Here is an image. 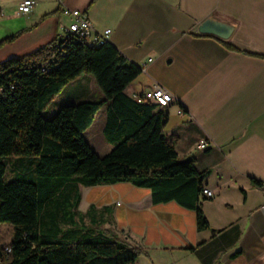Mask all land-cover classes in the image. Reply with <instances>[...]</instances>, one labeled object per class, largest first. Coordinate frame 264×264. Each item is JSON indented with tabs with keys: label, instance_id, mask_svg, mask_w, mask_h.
Instances as JSON below:
<instances>
[{
	"label": "crops",
	"instance_id": "1",
	"mask_svg": "<svg viewBox=\"0 0 264 264\" xmlns=\"http://www.w3.org/2000/svg\"><path fill=\"white\" fill-rule=\"evenodd\" d=\"M23 1L0 0V30ZM35 1L26 22L12 28L37 27L0 49L2 60L59 38L71 21L63 8L87 14L97 32L110 30L108 42L142 68L127 96L134 100L157 84L174 96L164 109V134L180 158H194L198 171L210 172L204 186L215 194L202 203L211 229L198 231L193 210L175 201L154 204L150 189L130 182L80 185L78 211L94 208L85 225L106 221L101 228L144 249L150 258L135 264H264V193L251 183L252 177L264 182V58L231 51L198 31L209 18L230 23L228 42L264 56V0H53L49 11L43 9L49 0ZM64 93L68 105L104 98L91 76L72 81L58 97ZM201 141L208 142L204 150Z\"/></svg>",
	"mask_w": 264,
	"mask_h": 264
},
{
	"label": "trees",
	"instance_id": "2",
	"mask_svg": "<svg viewBox=\"0 0 264 264\" xmlns=\"http://www.w3.org/2000/svg\"><path fill=\"white\" fill-rule=\"evenodd\" d=\"M35 27L0 39V49ZM199 36L264 58L216 36ZM141 73L109 42L94 46L57 38L0 63V224L13 227L9 248L0 250L1 264H135L141 257L149 259L144 249L101 228L106 221L85 225L94 208L78 211L80 185L130 182L150 189L154 204L175 201L193 210L198 231L211 229L202 208L210 172L198 171L194 158L178 156L175 142L163 131L164 109L137 104L125 93ZM81 76L93 77L104 98L64 105L46 117L55 98ZM104 106L103 135L112 149L99 156L84 133ZM9 157L19 160L11 164ZM251 183L264 193L262 180L252 177Z\"/></svg>",
	"mask_w": 264,
	"mask_h": 264
},
{
	"label": "built area",
	"instance_id": "3",
	"mask_svg": "<svg viewBox=\"0 0 264 264\" xmlns=\"http://www.w3.org/2000/svg\"><path fill=\"white\" fill-rule=\"evenodd\" d=\"M36 5L35 0H24L18 6V11L22 15L30 14L33 8ZM62 14L66 17L71 18V21L68 26L63 27L62 35L60 36L63 41L68 40H81L86 42L89 45L102 46L108 42V38L111 34L110 30H105L102 33H99L95 30L92 21L87 14L79 10H71L68 8H63ZM153 60H148V64ZM147 65V64H146ZM140 96V99L146 104H152L157 106L159 109H165L164 100H173L174 96L166 90L163 86L157 84L151 89L145 91L142 94H136ZM180 114L183 113L182 110L179 111ZM208 147L207 141H201L198 145L199 149H206ZM202 196L208 199L215 197V194L212 190L205 188L203 190Z\"/></svg>",
	"mask_w": 264,
	"mask_h": 264
},
{
	"label": "rangeland",
	"instance_id": "4",
	"mask_svg": "<svg viewBox=\"0 0 264 264\" xmlns=\"http://www.w3.org/2000/svg\"><path fill=\"white\" fill-rule=\"evenodd\" d=\"M53 2H54L53 0H49V1L44 2L43 3V6H44L43 9L49 11V9H51V7H53V5H54ZM12 12L14 13V10H12ZM26 16L27 15H20V14L19 15H16V14L13 15L12 17L14 20H11L10 24H7V26H5L4 28H2V30H0V39H3L4 37H6L7 35H9L11 33H14L16 31V29H18V28H16L14 30V28H12V26L13 25H18V26L23 25V23L26 22ZM67 22L68 21L66 19L63 24H67ZM2 56H3V54L0 56V63L6 61L8 59L18 57L19 55L10 54L4 60H2L3 59V58H1ZM83 77H85V76H83ZM64 94H66V93H64ZM67 94H66V96H67ZM62 98L63 97H58L57 99H55L52 102V104L48 107V109L44 113V115L46 117L51 118L62 107L61 105H68L67 103H71V102H69L68 96L64 97V99H62ZM105 120H106V108H102L98 112V114L96 115L95 121L92 124V126L85 132V135L87 136V139H88V143L90 144V146L94 150V152H96L99 156L106 155L112 149V146L107 144V142L104 139V135H103V128H104ZM7 160L13 161L14 157H9V158H7ZM9 169H10V165L7 166V170H8L7 172H9ZM7 181H9V180L7 179ZM83 195H84V199L86 201V198L88 196V192L84 191ZM84 206H86L85 203H83V207ZM12 238H13V227H12V225H10L9 223H1L0 224V250H6L7 248H9Z\"/></svg>",
	"mask_w": 264,
	"mask_h": 264
},
{
	"label": "water",
	"instance_id": "5",
	"mask_svg": "<svg viewBox=\"0 0 264 264\" xmlns=\"http://www.w3.org/2000/svg\"><path fill=\"white\" fill-rule=\"evenodd\" d=\"M235 26L220 20L209 18L205 20L198 28L200 34L213 35L223 40H228L234 32ZM62 42L61 37L57 38Z\"/></svg>",
	"mask_w": 264,
	"mask_h": 264
},
{
	"label": "bare ground",
	"instance_id": "6",
	"mask_svg": "<svg viewBox=\"0 0 264 264\" xmlns=\"http://www.w3.org/2000/svg\"><path fill=\"white\" fill-rule=\"evenodd\" d=\"M134 101L137 102V104H145L142 99H140V96H134ZM169 105V100H164V107H168Z\"/></svg>",
	"mask_w": 264,
	"mask_h": 264
}]
</instances>
